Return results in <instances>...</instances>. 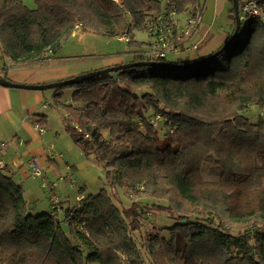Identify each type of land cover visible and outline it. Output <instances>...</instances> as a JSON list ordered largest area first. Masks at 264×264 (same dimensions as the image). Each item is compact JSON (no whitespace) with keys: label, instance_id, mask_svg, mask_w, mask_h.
<instances>
[{"label":"trees","instance_id":"1","mask_svg":"<svg viewBox=\"0 0 264 264\" xmlns=\"http://www.w3.org/2000/svg\"><path fill=\"white\" fill-rule=\"evenodd\" d=\"M32 2L0 0V74L8 61L57 54L76 29L127 37L130 63L161 64L55 89L66 133L132 201L116 205L105 189L85 197L66 235L0 168V264H264V25L241 22L212 57L233 35L231 7L232 30L216 51L155 61L137 56L147 44L134 30L171 11L188 20L199 0ZM66 88L75 90L70 105L59 102ZM250 106L263 112L255 122ZM205 165L220 169L218 180L204 179ZM162 212L174 224L145 236L144 221Z\"/></svg>","mask_w":264,"mask_h":264},{"label":"crops","instance_id":"2","mask_svg":"<svg viewBox=\"0 0 264 264\" xmlns=\"http://www.w3.org/2000/svg\"><path fill=\"white\" fill-rule=\"evenodd\" d=\"M203 6L202 21L193 34L180 44V57L185 52L203 57L220 48L232 30L229 0H199ZM226 19L220 24L219 19ZM185 22L187 15L179 16ZM116 39L113 52L105 49L102 36L76 29L71 38L55 55L18 64L9 61L0 79L19 85L42 86L55 84L104 68L130 63L133 54L126 43ZM111 43V42H109ZM145 45L147 43H144ZM195 47L196 49H190ZM122 51V52H119ZM75 90L61 91L59 102L70 105ZM55 89L27 90L0 85V166L20 187L24 198L35 210H51L45 188L29 175L28 164L37 161L48 183L61 176H79L88 183L96 181L101 167L88 161L74 146L64 126L65 112L55 104ZM70 152L73 154L70 155ZM64 177V178H65ZM65 210V209H64Z\"/></svg>","mask_w":264,"mask_h":264},{"label":"built area","instance_id":"3","mask_svg":"<svg viewBox=\"0 0 264 264\" xmlns=\"http://www.w3.org/2000/svg\"><path fill=\"white\" fill-rule=\"evenodd\" d=\"M238 7L241 22L246 23L248 19H255L264 25V0H240V3L238 0ZM202 12L203 6L196 4L191 9L190 18L185 20V22H181L174 11L169 12L166 16L157 17L153 23L147 25L146 32L150 40L146 48L139 52L137 56L143 57L146 60L156 61L165 59L170 55H179L181 48L177 42L184 39L187 40L193 34L202 21ZM119 39L125 43L128 42L127 37ZM192 49L196 48L193 47ZM161 120L162 117L160 115H156L154 118L156 122ZM0 168L3 169L2 165ZM28 169L30 177L38 180L40 185L48 192L51 208L49 211L50 216L57 220H60L61 216H63V222L68 226L73 212L80 208L85 196H77L74 206L64 210L55 192L56 184L47 182L46 177L40 171L35 159L29 162ZM65 179L73 190L81 193V188L78 187L70 175L66 176ZM75 223L79 232L86 233L83 224H79V222Z\"/></svg>","mask_w":264,"mask_h":264},{"label":"rangeland","instance_id":"4","mask_svg":"<svg viewBox=\"0 0 264 264\" xmlns=\"http://www.w3.org/2000/svg\"><path fill=\"white\" fill-rule=\"evenodd\" d=\"M23 2L27 5L28 8L33 9L34 4L32 0H23ZM232 7V4H228V8ZM224 15L219 19L220 24L224 22ZM134 35L135 39L140 42V43H148L149 42V36L146 31H140V30H134ZM104 40L106 41V45L104 46L105 49H108L110 52H113V49L116 48V45L119 44L117 43L116 39H111L109 37H103ZM111 42V43H109ZM183 49L181 50V52ZM122 52V51H119ZM181 53L177 56L180 57ZM263 114L259 108L256 107H249L248 108V115L250 116L249 118L251 119V122H255L257 118ZM74 146L79 149L76 144L74 143ZM70 155L73 156V154L70 152ZM89 161V160H88ZM92 162V161H91ZM68 176V175H67ZM220 176V169L211 166V165H205L203 167V177L207 181H216L218 180ZM65 176H61V178H58L57 180L52 181L51 183H55V192L57 194V197L59 198V201L61 202V206L66 209V208H71L74 206L76 197L80 195H84L85 197L89 195H96L100 192L101 189H105L107 193L112 197L113 202L116 205H121V206H127L130 205L132 201V197H130L129 192L123 189L122 187H115L112 189L105 177V172L101 168V172L99 176L97 177L96 181L93 183H88L87 181L82 180L81 178L76 177L75 175L73 176L72 174V179L76 182L79 188H81V193L77 192L76 190H73L72 187L69 185V183L66 181L64 178ZM16 182V181H15ZM47 199H48V192L45 190ZM24 196V195H23ZM49 202V199H48ZM148 201H145L143 205H147ZM150 204V202L148 203ZM33 213L34 214H39V213H45V210H35V207H33ZM60 221L62 222L61 226L66 235H69V228L67 225L64 224L63 222V216H61ZM145 236L146 232L149 233L152 228H166L170 227L174 224V220H172L167 213H156L152 214L150 217H148L145 221ZM163 233V232H162ZM133 241H139L137 236H132ZM234 251V249H233Z\"/></svg>","mask_w":264,"mask_h":264},{"label":"water","instance_id":"5","mask_svg":"<svg viewBox=\"0 0 264 264\" xmlns=\"http://www.w3.org/2000/svg\"><path fill=\"white\" fill-rule=\"evenodd\" d=\"M231 3H232L233 16H234V22H235V28H234L233 35L230 37V39L226 42V44L220 50H218L212 55V57L219 54L222 50H224L234 40V38L236 37V35L239 33L241 29L238 0H231ZM152 64H161V63H153V62L126 63V64H121L118 66L104 68L101 70H96L93 72H88V73L82 74L81 76L72 78L70 80L62 81V82L55 83V84L42 85V86L19 85V84H14L12 82L6 81L5 79H0V85L5 86V87H10V88L44 91V90H50V89H57V88H60V87H63L69 84H77L87 78L98 77V76L106 75L108 73H115L120 70H126V69L133 68V67L147 66V65H152Z\"/></svg>","mask_w":264,"mask_h":264}]
</instances>
